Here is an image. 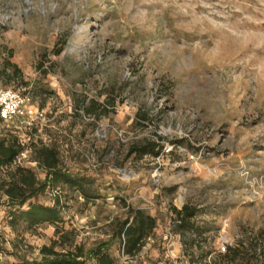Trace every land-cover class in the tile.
Returning <instances> with one entry per match:
<instances>
[{
    "label": "rangeland",
    "instance_id": "rangeland-1",
    "mask_svg": "<svg viewBox=\"0 0 264 264\" xmlns=\"http://www.w3.org/2000/svg\"><path fill=\"white\" fill-rule=\"evenodd\" d=\"M0 88L29 94L48 121L2 125L25 146L20 165L43 180L32 147L56 144L100 187L103 199L64 211L77 242L110 240L130 206L156 228L133 257L114 241L116 264H221L223 245L264 264V0H0ZM143 140L169 152L127 158ZM55 193L73 196L32 202ZM184 205L200 237L175 231ZM6 215L0 205V264L38 258L54 227L13 230Z\"/></svg>",
    "mask_w": 264,
    "mask_h": 264
},
{
    "label": "trees",
    "instance_id": "trees-1",
    "mask_svg": "<svg viewBox=\"0 0 264 264\" xmlns=\"http://www.w3.org/2000/svg\"><path fill=\"white\" fill-rule=\"evenodd\" d=\"M61 49H56L55 54L59 55ZM8 66L17 73L18 69L14 65L9 63ZM87 113L91 114L92 110ZM142 118L144 119L143 116ZM5 124L9 123L3 122L0 118V132L2 125ZM36 131L37 127L31 132ZM24 150L25 146L17 137L10 135L2 137L0 134V205L7 209L6 224L13 230L19 225H24L27 230L42 225H52L54 237L49 245L40 247L38 258L23 259L21 264H116V259L109 253L111 244L116 240L120 242L122 254L125 256L133 257L141 251L156 228V220L145 210L130 206H127V218L119 223L110 240L101 241L90 247L77 242L76 232L63 227L64 211L68 209L70 202L77 201L78 198L82 200V206L103 199L104 195L101 194L100 187L96 185L94 178L72 173L67 169L60 160V151L56 144L32 147L33 162L45 174L44 179L39 180L31 168L15 163ZM162 153L163 145L152 140H143L132 143L126 156L136 159L145 156L156 158ZM61 188L71 192L73 196L55 193L52 205L32 202L46 190H61ZM62 198L64 202L61 201ZM197 213L196 208L187 205L182 206L180 210L174 209L175 231L182 238L187 234L197 237L203 234L202 228L194 221ZM250 246L253 245L250 243ZM239 255L238 247H229L227 252L221 255V264L223 262L238 264L236 259Z\"/></svg>",
    "mask_w": 264,
    "mask_h": 264
},
{
    "label": "built area",
    "instance_id": "built-area-1",
    "mask_svg": "<svg viewBox=\"0 0 264 264\" xmlns=\"http://www.w3.org/2000/svg\"><path fill=\"white\" fill-rule=\"evenodd\" d=\"M33 98L29 94L21 93L11 89L0 88V118L3 122L10 123L15 122L18 126L23 127L25 130L31 132L33 128L37 126H43L47 121L46 115L43 110L37 108L33 103ZM168 153V150H163V153ZM24 154L21 153L15 163L19 164L21 157ZM159 157H156L158 160ZM86 163L90 169H97L99 165L92 159L86 157ZM123 176H125L123 174ZM192 238H196L192 235ZM219 254H225L227 247L222 246L218 251Z\"/></svg>",
    "mask_w": 264,
    "mask_h": 264
},
{
    "label": "crops",
    "instance_id": "crops-1",
    "mask_svg": "<svg viewBox=\"0 0 264 264\" xmlns=\"http://www.w3.org/2000/svg\"><path fill=\"white\" fill-rule=\"evenodd\" d=\"M193 241V240H192Z\"/></svg>",
    "mask_w": 264,
    "mask_h": 264
}]
</instances>
